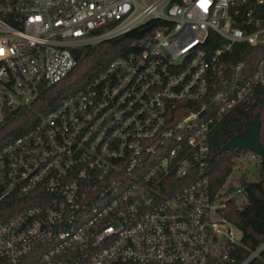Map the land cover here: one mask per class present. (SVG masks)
<instances>
[{
  "label": "built area",
  "instance_id": "1",
  "mask_svg": "<svg viewBox=\"0 0 264 264\" xmlns=\"http://www.w3.org/2000/svg\"><path fill=\"white\" fill-rule=\"evenodd\" d=\"M127 35L125 55L5 141L73 49ZM261 97L264 0H0V262H234L242 236L222 211L264 161L245 148L213 196L210 139Z\"/></svg>",
  "mask_w": 264,
  "mask_h": 264
},
{
  "label": "trees",
  "instance_id": "2",
  "mask_svg": "<svg viewBox=\"0 0 264 264\" xmlns=\"http://www.w3.org/2000/svg\"><path fill=\"white\" fill-rule=\"evenodd\" d=\"M130 36L106 40L94 45L73 49L76 66L62 81L42 90L33 108L23 109L11 116L8 139L17 137L35 122L39 114L56 108L64 99L76 93L99 76L114 59L126 54ZM243 55L241 58H244ZM256 115L261 117L260 139L264 149V97L253 103H246L226 114L214 127L211 134L209 160V184L213 196L221 192L234 170L239 169V149L233 148L221 152V148L234 136L246 130ZM4 141V142H5ZM244 188L241 201L232 197L227 200V207L222 214L230 219L242 232V240L233 257L241 264L247 257L264 243V162L251 176L241 178ZM230 191V190H229ZM0 264H6L0 262ZM248 264H264V250Z\"/></svg>",
  "mask_w": 264,
  "mask_h": 264
},
{
  "label": "water",
  "instance_id": "3",
  "mask_svg": "<svg viewBox=\"0 0 264 264\" xmlns=\"http://www.w3.org/2000/svg\"><path fill=\"white\" fill-rule=\"evenodd\" d=\"M18 110L19 108L15 109L13 113H17ZM260 131L261 117L260 115H256L249 127L226 143L221 148V152H225L233 148H247L261 155L264 161V149L261 144Z\"/></svg>",
  "mask_w": 264,
  "mask_h": 264
},
{
  "label": "rangeland",
  "instance_id": "4",
  "mask_svg": "<svg viewBox=\"0 0 264 264\" xmlns=\"http://www.w3.org/2000/svg\"><path fill=\"white\" fill-rule=\"evenodd\" d=\"M240 150V152H246L247 153V155H251V152H249V151H247L246 149H239ZM252 161V160H251ZM251 166V169H252V171H255L256 170V167H255V165H253V163L251 162V164H250ZM242 171H243V169H242ZM248 176H251L250 174L248 175ZM216 216H214L213 218H215ZM235 234H236V236L237 237H241L242 236V232L239 230V229H235Z\"/></svg>",
  "mask_w": 264,
  "mask_h": 264
},
{
  "label": "snow or ice",
  "instance_id": "5",
  "mask_svg": "<svg viewBox=\"0 0 264 264\" xmlns=\"http://www.w3.org/2000/svg\"><path fill=\"white\" fill-rule=\"evenodd\" d=\"M202 6H206V5L202 4Z\"/></svg>",
  "mask_w": 264,
  "mask_h": 264
}]
</instances>
